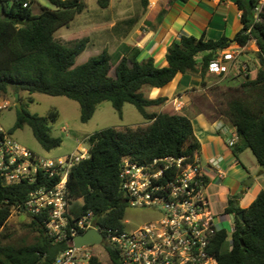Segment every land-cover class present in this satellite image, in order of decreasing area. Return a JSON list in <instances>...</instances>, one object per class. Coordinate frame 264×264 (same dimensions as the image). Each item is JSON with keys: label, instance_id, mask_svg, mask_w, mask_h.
<instances>
[{"label": "trees", "instance_id": "1", "mask_svg": "<svg viewBox=\"0 0 264 264\" xmlns=\"http://www.w3.org/2000/svg\"><path fill=\"white\" fill-rule=\"evenodd\" d=\"M51 7H42L34 15L32 0L24 8L25 0H0L3 15L0 18V94L36 93L53 97H66L80 105V121L88 123L99 105L108 102L123 117L126 104L133 105L148 121L145 126L113 127L88 137L89 156L78 163L70 173V207L68 217L72 222L89 212L97 224L110 229L124 230L128 204L120 190L119 172L123 160L144 163L163 157H186L194 161L201 144L194 134L192 121L171 104L159 113H149L151 107L164 106L168 98L149 99L143 89L163 88L173 82L178 74L198 75L203 80L209 64L218 54L232 44L246 47L255 41L258 51L253 52L259 69L255 78L244 76L237 62L221 77L229 86L238 85L236 97L228 99L216 114L226 118L241 140L231 149L236 159L245 150H251L258 164L264 168V0H234L241 12L242 29L233 40L183 37L167 50V67L158 68L154 59L139 61V51L131 50L129 56L116 60L107 51L91 57L80 66L76 59L86 50L89 38L64 45L55 34L67 28L84 13L88 6L84 0H47ZM103 0H100L102 4ZM147 7L149 0H140ZM187 2L188 0H175ZM103 5V4H102ZM114 59V62L112 61ZM114 69V75H111ZM232 71L238 72L229 78ZM235 81V83H233ZM205 86L206 83L203 82ZM17 110L15 126L8 134L29 126L41 147L50 152L62 144V139L52 135V126L60 116L53 110L47 117ZM4 136L0 133V139ZM207 186L208 180L205 178ZM40 186L27 182L9 185L0 174V264H55L59 254L70 247L67 241L55 243L46 232L47 214L32 218L31 227L38 234L32 245L14 247L2 241L8 221L15 209L22 206L28 195ZM245 192L230 196L226 215L234 216V230L229 240L228 231L221 229L212 250L218 264H264V190L247 209L238 202ZM242 215V216H240ZM90 264H120L115 252L106 260L94 257Z\"/></svg>", "mask_w": 264, "mask_h": 264}, {"label": "built area", "instance_id": "2", "mask_svg": "<svg viewBox=\"0 0 264 264\" xmlns=\"http://www.w3.org/2000/svg\"><path fill=\"white\" fill-rule=\"evenodd\" d=\"M31 2L25 0L24 8ZM245 48L232 44L221 51L209 64V73H228ZM242 69L246 76L247 65ZM1 96L0 110L6 108ZM171 102L177 111L182 110L180 98ZM67 130L63 127V131ZM0 133L4 134L0 139V174L6 183L34 184L38 178L40 183L13 213H25L32 218L46 213L47 235L55 243L67 241L70 244L59 254L55 264H90L94 257L106 260L110 251L116 253L120 264H218L212 247L223 228L205 193V169L196 158L193 162L186 157L172 156L144 163L123 160L119 181L128 208L152 210L156 217L136 227H131V221L126 219L124 230L104 229L97 224L92 212L72 222L68 217L69 177L71 170L89 156L85 142L68 155L52 158L33 152L1 128ZM239 140L235 132L228 146L232 148ZM218 163V160H211L209 166L217 168L219 177L223 178L225 172ZM89 230L101 233L102 242L75 247V238Z\"/></svg>", "mask_w": 264, "mask_h": 264}, {"label": "crops", "instance_id": "3", "mask_svg": "<svg viewBox=\"0 0 264 264\" xmlns=\"http://www.w3.org/2000/svg\"><path fill=\"white\" fill-rule=\"evenodd\" d=\"M7 1L12 4L11 0ZM86 4L87 10L78 15L69 27L56 32L57 41L71 45L86 37L90 40L86 50L99 45V54L107 50L115 60L129 56L131 50L135 49L139 51V61L152 58L158 68L168 66V48L183 37L206 36L212 40L226 37L233 40L243 27L241 12L234 0H149L146 8L138 0H103V5L96 0V6L92 8ZM78 17H81L80 20H77ZM72 27L79 33H73ZM256 51L258 47L253 40L243 54ZM216 79L223 80L221 75L209 72L204 80L198 75L178 74L167 86L153 88L145 95L151 100L168 98V103L162 109L170 105L174 98L182 100L183 108L179 112L192 121L194 134L201 144L196 159L206 172L208 183L205 193L211 209L220 227L224 229L229 226L232 231L234 216L224 213L229 197L245 192L238 205L242 209L249 208L264 190V171L256 158L253 160L248 156L249 165H245L243 160L247 150L236 159L228 146V140L236 130L226 118L216 114L210 92ZM199 94L205 95L201 103ZM171 107L175 108L173 103ZM147 111L152 113L150 108ZM90 135L77 134L74 139L79 145ZM54 151L56 149L46 151L47 156ZM211 160L219 161V168L225 172L223 178L219 177L217 168L209 166ZM249 178L252 180L246 183L245 180Z\"/></svg>", "mask_w": 264, "mask_h": 264}, {"label": "rangeland", "instance_id": "4", "mask_svg": "<svg viewBox=\"0 0 264 264\" xmlns=\"http://www.w3.org/2000/svg\"><path fill=\"white\" fill-rule=\"evenodd\" d=\"M86 3L90 5V7H94L96 0H84ZM139 4L142 6L141 1L138 0ZM9 5L11 6L10 2ZM42 7H51L47 0H36L32 4V10L34 15H38L41 13ZM86 14V13H85ZM82 15V16H85ZM3 15V6L0 3V18ZM81 17H78L77 20H80ZM73 33H79L77 29H71ZM99 45L92 46L85 50L77 59L75 66H80L88 61L89 58L99 55ZM114 62V59L112 60ZM247 65V74L250 75L251 78H255L257 75V71L259 69V64L253 55V53L243 54L239 60L237 61L238 67H241V71L243 72L242 66ZM238 72L232 71L229 75V78L233 77L234 80L237 78L235 75ZM111 75H114V69L111 72ZM226 80L216 79L215 83L210 89L211 96L214 100V105L217 108H220V105H224L225 102L231 97H236L239 95L237 92L238 85L232 88L229 86ZM153 88L145 87L143 92L149 91ZM34 101H29V94L26 92H22L18 94V99L15 100V95L12 93L7 96H1L3 105L6 104V108L0 110V128L8 133L16 123L17 120V103L20 102L21 106L29 113L33 115H38L41 117H47L49 113L53 110H57L60 112L59 119L51 124L52 126V135L57 138L62 139V144L59 148L56 149L49 155L52 158H60L64 155H68L74 151H76V147L78 143L74 139V135L81 134L85 135L86 133L94 134L96 132H100L102 130L113 128V127H135V126H145L148 121L144 119L143 116L137 111V109L131 105L126 104L123 108V117L121 118L112 105L108 102L102 103L98 107L97 113L93 116V118L86 124L80 121V105L73 100H70L66 97H53L45 94L36 93L32 95ZM199 103L202 102V99H205V95L199 94ZM216 109V108H215ZM150 111L152 113H159L162 111V106L151 107ZM63 127L68 130L63 131ZM12 137L32 150L33 152L40 155H48L47 152L41 147L40 143L36 140L33 135V132L29 126H25L22 129L16 130ZM88 138L84 141L85 147L88 148ZM248 156L255 160L254 155L251 150L247 149V153L244 156L245 165H249ZM252 178L245 180L246 183L251 181ZM156 212L152 210H142V209H129L127 213V219L131 221V227L139 226L145 222L153 220L156 216ZM222 218V216H219ZM220 218V219H221ZM32 217L25 213H13L11 218L8 221L7 227L3 232L2 241L5 245H10L14 247H21L24 245H32L37 243L38 234L31 227ZM232 225L234 229V219L232 220ZM225 229L228 231L229 238L232 235L231 228L229 226H225ZM230 240V239H229Z\"/></svg>", "mask_w": 264, "mask_h": 264}, {"label": "water", "instance_id": "5", "mask_svg": "<svg viewBox=\"0 0 264 264\" xmlns=\"http://www.w3.org/2000/svg\"><path fill=\"white\" fill-rule=\"evenodd\" d=\"M18 99V94L15 95V100ZM17 107L18 109H22V106H21V103L18 102L17 103ZM240 143L242 145L246 144V139H245V136L242 134L240 136ZM261 169L264 171V168L261 167ZM242 216V215H240ZM103 240V236L101 233L95 231V230H89L87 231L85 234H82L78 237L75 238L74 240V245L75 247L77 248H81L83 246H86V245H96V244H100Z\"/></svg>", "mask_w": 264, "mask_h": 264}]
</instances>
